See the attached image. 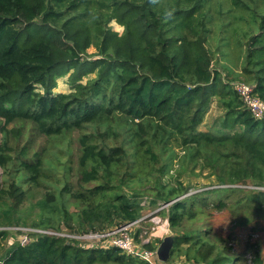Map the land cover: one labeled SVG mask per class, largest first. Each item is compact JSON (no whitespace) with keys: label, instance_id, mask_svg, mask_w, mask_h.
Masks as SVG:
<instances>
[{"label":"trees","instance_id":"1","mask_svg":"<svg viewBox=\"0 0 264 264\" xmlns=\"http://www.w3.org/2000/svg\"><path fill=\"white\" fill-rule=\"evenodd\" d=\"M96 1L91 19L89 4L82 14L71 13L79 4L75 0H0V210L6 214L0 223V264H151L124 253L109 238L93 243L8 226L102 231L140 221L143 208L170 201L158 210L175 231L170 260L263 264V241L235 251L229 241L210 239L203 228L179 231L184 218L204 211L216 193L220 197L211 203L218 210L258 206L264 211V189L257 187L264 185V118L251 114L214 67L205 33L206 23H214L206 12L212 5L208 0ZM250 15L258 30L245 31L238 58L244 80L264 99V10ZM113 19L122 31L108 24ZM91 72L95 75L82 81ZM65 75L74 90L55 92ZM213 95L222 113L209 129H201ZM17 118L31 120L48 136L84 128L78 135V166L66 162L64 174L50 179L51 165L38 151L10 144L22 135L20 126H9ZM112 136L122 139L108 142ZM173 146L185 150L173 181L158 176L140 193L132 190L138 187L129 183L142 164L167 171L162 156ZM196 168L208 170L218 186L188 193L181 176ZM34 188L45 191L35 202L39 219L28 223L18 213ZM228 192L239 198L233 203L222 198ZM140 195H148L145 203ZM133 232L139 240L142 228ZM24 233L31 238L27 242L18 237ZM8 238L11 244L3 247ZM144 247L158 245L152 239Z\"/></svg>","mask_w":264,"mask_h":264},{"label":"rangeland","instance_id":"2","mask_svg":"<svg viewBox=\"0 0 264 264\" xmlns=\"http://www.w3.org/2000/svg\"><path fill=\"white\" fill-rule=\"evenodd\" d=\"M75 1H77L79 4L71 10V13L82 14L89 4V16L91 19H94V14L92 13H94L96 7L98 6L96 0ZM169 1H171V4H176L175 0ZM246 1L250 3L249 7L237 5L233 2V0H208L207 4H211L212 8L210 11L205 10L207 13H212L214 15V23L212 25H210L208 22L206 23L207 27L210 28L209 32L205 30V33L207 34L206 44L209 49L213 51L214 67L221 71L222 78L231 83V85H233L234 80L245 79V75L241 73V64L238 58L240 46L237 47V44L239 41H243L245 37V31L250 33L251 27L255 31L258 30V25L250 13H260L264 10V2L262 0H256L257 3L254 0ZM108 24L115 30H123V26L114 19L109 21ZM224 41L228 42L224 43ZM88 51L90 53H94L96 48L94 46H90ZM94 75L95 72H91L85 76L82 81H86L87 77ZM73 90L74 87L71 83H69L68 75L58 78L57 86L54 88L55 92H70ZM216 98V95H213L211 98L209 110L205 114L204 119L200 124L201 129H209L213 121L216 120V118L222 113V110L220 109L221 107L219 106ZM13 125L20 126L22 128V135L19 140L14 137L11 139L10 144L12 147L16 149V147H21L22 145L26 144L31 154L34 151H38L43 156L45 163L47 165H51L50 170L47 172L50 179H59L58 175L64 174V171H66V162H71L75 168L78 166V158L80 155L78 135L85 130L84 128L48 136L40 133L36 124L31 120L17 118L14 120V122L9 124V126ZM114 126H116L115 122ZM114 126L113 128H115ZM88 128L91 129V127ZM116 139L121 141L122 137H113L108 140V142H114ZM173 148L174 151L166 149L162 156V161L167 163L166 168L168 172H159L156 170V166L154 170H151L142 164L139 168L141 171L139 176L134 181L129 183L131 185H136L138 188L133 189L128 187L129 185H126L125 188L129 191L137 190L140 193V188L144 187V185H146L145 183L155 180L158 176L165 181L172 182L178 174V169L180 168V159L185 153V150L181 149L180 147L173 146ZM195 170V172H191L190 169L185 170L181 176V180L189 189L188 193L218 186V184H216V178L211 175L208 170L201 171L199 168H196ZM68 177L71 179V181L75 179L74 174L70 171L68 173ZM45 179V181L49 182L47 177H45ZM249 187H251V185H249ZM262 187L264 188V185H262ZM44 191L45 190L43 188H34L32 190L29 198L21 205V210L18 213V217H21V221L31 223L39 219L38 208L36 207L35 202L42 196ZM140 196L144 197L143 203H145V199H147L146 197L148 195ZM183 196L184 195L177 198H181ZM219 197L220 194L218 193H216L215 196L209 197L210 200L207 202V208L204 209V211L197 213L193 218L185 217L182 227L179 228V231L189 230L198 232L199 228H203L209 231L210 239L215 241H220L221 239L229 241L234 245L235 251H240L246 248L249 243H254V245H256L258 243L257 241H263L260 252L264 264V211L260 210V208H257L258 206H243L242 208H239L235 211L230 210L229 207H225L223 210H218L212 205L211 202L218 200ZM222 198L233 203L239 198V196L238 194L232 193L227 196V194L224 193ZM170 202H161V204L158 206H148L143 208L140 222L136 224V227H134L133 231H136L137 228H142V231H146L147 234L152 235L153 243L155 245H159V239H162L166 234L172 232L175 235V231L170 227L169 221H166L167 217L158 212V210L161 208L167 207ZM75 206V204H71L70 209H75ZM4 220H6V214L4 213L3 208L0 210V223H3ZM8 227L21 228L22 226L11 225ZM28 228H30L29 230L36 229L32 227ZM28 228L25 226L23 229ZM94 231L101 232L100 230ZM13 236L16 237L15 234ZM23 236L26 237V241L31 239L27 233H24ZM23 236L19 235L18 237L22 240ZM105 238H109V240L112 241L110 236H106ZM102 240L97 239L85 241L97 243L101 242ZM135 240L137 244H140L136 238ZM10 244L11 240L8 238L7 242L3 244V247H8ZM249 253L250 251H248L245 255L251 257ZM173 258L178 259L179 256L175 255Z\"/></svg>","mask_w":264,"mask_h":264},{"label":"built area","instance_id":"3","mask_svg":"<svg viewBox=\"0 0 264 264\" xmlns=\"http://www.w3.org/2000/svg\"><path fill=\"white\" fill-rule=\"evenodd\" d=\"M233 87L236 90L239 98L243 102L244 106L251 112V114L258 119L264 118V99H262L257 93L255 92V85L251 82L246 80L237 79L233 81ZM249 186V185H248ZM253 187V185H251ZM258 188L264 189L262 186H257ZM133 223H125L112 228L111 230L105 233H98V232H89L84 234H75L72 236L79 237V238H101L104 236H110L113 243L121 247L128 253L136 254L141 256L142 258L148 260L151 264H176L175 261H155L154 260V252L144 249L141 245L137 244L134 241V237L131 233V226ZM24 227L17 228L23 229ZM28 228V227H27ZM23 229V230H29ZM41 232H48V233H57L54 230H46V229H35ZM71 236V235H70ZM150 237L143 238L141 244L144 242L149 241ZM26 237L23 236L22 241H25Z\"/></svg>","mask_w":264,"mask_h":264},{"label":"bare ground","instance_id":"4","mask_svg":"<svg viewBox=\"0 0 264 264\" xmlns=\"http://www.w3.org/2000/svg\"><path fill=\"white\" fill-rule=\"evenodd\" d=\"M166 221H168V218H166ZM138 222H140L139 220L138 221H134V222H128V223H133L132 224V226H131V233H132V235H133V237H134V241L136 242V240H135V235H134V233H133V229H134V227H136V224L138 223ZM125 224V223H124ZM1 228V227H0ZM46 230H49V229H46ZM109 230H111V229H106V230H102L101 232H99V231H92V232H98V233H105V232H107V231H109ZM91 231H87V232H58V231H56L57 232V234L58 235H64V236H68V237H73V238H77V239H81V240H87V241H89V240H97V239H99V240H102L103 238H105L106 236H104V237H101V238H79V237H75V236H72V235H75V234H84V233H89V232H91ZM48 233V232H47ZM71 235V236H70ZM147 237H150V239H149V241H147V242H144L143 244H141V241H142V239L143 238H147ZM163 239V238H162ZM139 242H140V244L139 245H141L144 249H147V250H150V251H153L154 252V260L155 261H160V259L158 258V256H157V248L156 249H148V248H146V247H144V245L145 244H147V243H149V242H151L152 241V235H150V234H147V232L146 231H142V233L140 234V236H139V240H138ZM24 242H27L26 240L24 241ZM113 242V241H112ZM137 243V242H136ZM114 245H116V244H114ZM116 246H118V245H116ZM174 246V245H173ZM119 247V246H118ZM124 253H127V254H131V253H128V252H126L125 250H123L121 247H119ZM132 255H136V254H132ZM167 261H173V260H170V258H169V260H167ZM166 261V262H167ZM161 262H162V260H161ZM176 263V262H175Z\"/></svg>","mask_w":264,"mask_h":264},{"label":"water","instance_id":"5","mask_svg":"<svg viewBox=\"0 0 264 264\" xmlns=\"http://www.w3.org/2000/svg\"><path fill=\"white\" fill-rule=\"evenodd\" d=\"M174 233L166 234L157 247V256L162 261L169 260L174 245Z\"/></svg>","mask_w":264,"mask_h":264}]
</instances>
